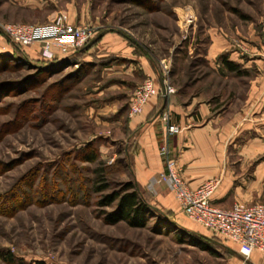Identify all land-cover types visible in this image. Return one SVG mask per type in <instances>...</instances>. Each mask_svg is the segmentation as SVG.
Returning <instances> with one entry per match:
<instances>
[{"label":"rangeland","instance_id":"374dc122","mask_svg":"<svg viewBox=\"0 0 264 264\" xmlns=\"http://www.w3.org/2000/svg\"><path fill=\"white\" fill-rule=\"evenodd\" d=\"M56 1L60 10L48 19L0 0V23L45 25L58 14L70 22L75 13L94 31L83 52L118 36L134 56L164 68L173 88L211 101L221 94L223 105L246 96L244 77H216L205 55L213 34L231 42L260 32L264 0ZM4 38L11 51L0 50V249L30 264H224L232 255L225 241L182 213L160 209L170 222L133 227L105 222L112 208L95 204L100 164L83 160L89 152L104 163L110 189L129 179L122 139L138 84L115 66L136 62L120 57L108 71V62L80 55L46 66Z\"/></svg>","mask_w":264,"mask_h":264},{"label":"crops","instance_id":"0c3cea01","mask_svg":"<svg viewBox=\"0 0 264 264\" xmlns=\"http://www.w3.org/2000/svg\"><path fill=\"white\" fill-rule=\"evenodd\" d=\"M15 8L27 12H47L51 19L60 10L56 0H5ZM82 16L70 14L71 23H84ZM262 29H250L242 41L227 40L213 34L212 46L206 51L210 71L220 79L236 76L226 70L218 59L225 55L244 72L246 96L240 105L234 101L222 104L211 101L203 91L192 87L174 88L167 96L151 97L141 112L129 116L126 123L129 135L122 139L123 154L130 175L138 186L148 194V200L157 208L179 214L180 207L169 186L157 177L164 169L159 153L166 144L170 156L180 169L181 178L191 188L205 181L219 178L220 183L211 197V202L221 208H230L234 203L254 204L264 198V21ZM28 55L41 58L38 44L24 46ZM97 49V50H96ZM0 50L11 51L10 45L0 34ZM96 50V51H95ZM95 51V53H93ZM82 58L99 59L109 63L112 71L118 60L130 59L136 63L126 65L117 62V73L131 76L134 84L142 78L151 77L160 89V71L146 56H134L131 49L118 36L103 35L95 46L82 52ZM109 58L113 60H108ZM113 62V63H112ZM115 65V64H114ZM121 87L124 92L132 88ZM161 106V109H159ZM162 112H167L168 123L181 128L176 134H167ZM225 249L232 255L224 264H264V256L254 251L249 258L242 256L237 247L225 241ZM238 254V255H236Z\"/></svg>","mask_w":264,"mask_h":264},{"label":"built area","instance_id":"2783aa9c","mask_svg":"<svg viewBox=\"0 0 264 264\" xmlns=\"http://www.w3.org/2000/svg\"><path fill=\"white\" fill-rule=\"evenodd\" d=\"M0 32L13 44L21 47L38 44L43 59L71 58L83 49L93 38L92 27L84 23L67 22L61 14L56 15L51 23L45 25L3 24ZM161 67L160 79L164 84V94L158 89L153 78L147 77L138 84L130 98L129 115L142 111L145 103L153 96H167L174 88L167 82L166 71ZM167 134H176L181 128L168 123V113L162 112ZM164 169L157 179L167 184L179 203L180 212L190 221L207 230L212 235L237 247L245 259L257 251L264 256V199L254 204L234 203L230 208H221L211 202V197L220 179L212 178L196 188H191L181 178L180 169L170 156L166 144L159 148Z\"/></svg>","mask_w":264,"mask_h":264},{"label":"trees","instance_id":"16d2710c","mask_svg":"<svg viewBox=\"0 0 264 264\" xmlns=\"http://www.w3.org/2000/svg\"><path fill=\"white\" fill-rule=\"evenodd\" d=\"M18 47H21L17 45ZM23 48V47H21ZM83 51H76L71 58L65 59L61 58V61L57 59H43L38 58L42 61V63L46 64V66L63 63L65 61L72 62V58H79ZM102 64V60L95 59ZM108 60H113L109 58ZM219 63L226 68V70L233 72L236 76H243L244 72L239 70V67L236 63L228 61L226 56L220 55L218 59ZM108 62V61H107ZM183 90V88H180ZM160 96V95H158ZM161 109V106L160 108ZM129 135V133L127 134ZM84 161L100 164L99 169L96 170V177L93 181V191L98 194V198L96 200V206L99 208L111 207V212H102V218L105 222L110 224H115L119 221H124L133 227H146L149 223V220H156L155 225H160L161 223H167L169 221V212L163 213L159 208H157L154 204L149 202L148 194L142 190L136 181L129 175V179L126 182H123L118 185L116 189H110V183L105 178L103 165L104 163L99 159L97 153L95 151L89 152L85 155ZM126 165V162H125ZM127 167V165H126ZM129 172V170H128ZM171 213V212H170ZM161 222V223H160ZM162 225V224H161ZM169 229V228H168ZM0 259L10 263V264H30L26 263L17 257H15L11 252L4 251L0 249ZM37 264H43L42 262H37Z\"/></svg>","mask_w":264,"mask_h":264},{"label":"water","instance_id":"95a60500","mask_svg":"<svg viewBox=\"0 0 264 264\" xmlns=\"http://www.w3.org/2000/svg\"><path fill=\"white\" fill-rule=\"evenodd\" d=\"M160 90H161V93L164 94L165 88H164V84L161 79H160Z\"/></svg>","mask_w":264,"mask_h":264},{"label":"bare ground","instance_id":"6f19581e","mask_svg":"<svg viewBox=\"0 0 264 264\" xmlns=\"http://www.w3.org/2000/svg\"><path fill=\"white\" fill-rule=\"evenodd\" d=\"M193 16H194V14H193Z\"/></svg>","mask_w":264,"mask_h":264}]
</instances>
